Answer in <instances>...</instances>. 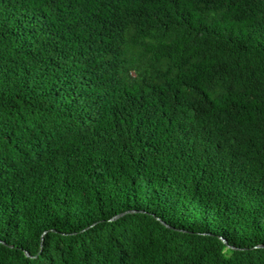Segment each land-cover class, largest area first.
I'll return each mask as SVG.
<instances>
[{"label": "trees", "instance_id": "obj_1", "mask_svg": "<svg viewBox=\"0 0 264 264\" xmlns=\"http://www.w3.org/2000/svg\"><path fill=\"white\" fill-rule=\"evenodd\" d=\"M0 264H264V0H0Z\"/></svg>", "mask_w": 264, "mask_h": 264}, {"label": "water", "instance_id": "obj_2", "mask_svg": "<svg viewBox=\"0 0 264 264\" xmlns=\"http://www.w3.org/2000/svg\"><path fill=\"white\" fill-rule=\"evenodd\" d=\"M122 214H124V213H120V214L116 215L114 218H117V217L121 216Z\"/></svg>", "mask_w": 264, "mask_h": 264}]
</instances>
